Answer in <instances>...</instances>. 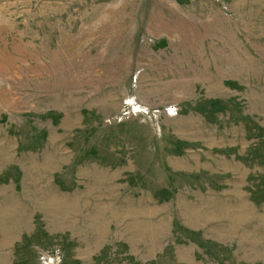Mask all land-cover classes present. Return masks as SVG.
<instances>
[{
	"label": "rangeland",
	"instance_id": "374dc122",
	"mask_svg": "<svg viewBox=\"0 0 264 264\" xmlns=\"http://www.w3.org/2000/svg\"><path fill=\"white\" fill-rule=\"evenodd\" d=\"M0 264H264V0H0Z\"/></svg>",
	"mask_w": 264,
	"mask_h": 264
}]
</instances>
